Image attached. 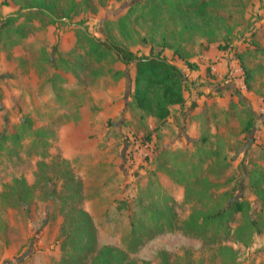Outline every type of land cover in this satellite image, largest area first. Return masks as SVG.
<instances>
[{
  "label": "rangeland",
  "instance_id": "obj_1",
  "mask_svg": "<svg viewBox=\"0 0 264 264\" xmlns=\"http://www.w3.org/2000/svg\"><path fill=\"white\" fill-rule=\"evenodd\" d=\"M178 1L56 0L50 16L0 0V264H80L64 263L73 198L100 246L139 262L264 264V0ZM93 38L182 68L172 120L155 129L135 64Z\"/></svg>",
  "mask_w": 264,
  "mask_h": 264
},
{
  "label": "trees",
  "instance_id": "obj_2",
  "mask_svg": "<svg viewBox=\"0 0 264 264\" xmlns=\"http://www.w3.org/2000/svg\"><path fill=\"white\" fill-rule=\"evenodd\" d=\"M212 1L183 0L182 2V0H179L176 3V7L180 12L192 9L197 10V12H203L211 5ZM185 5L186 7H184ZM55 6L56 0H35V3L29 8L37 7L41 12L53 16L55 14ZM21 15H24V13L9 16L5 23L10 24ZM92 41L95 43V50H100L101 47L112 48L125 64H135L133 102L139 109L158 120L159 123L155 127L156 130L161 129L172 115V106L179 105L182 107L185 104L186 96L184 92L187 85L185 73L180 66L168 59L163 50L157 51L152 47L149 54L138 55L134 51L120 45H110L108 41L94 38ZM187 63L192 68L196 66L191 61H187ZM243 68L247 70L245 65ZM246 83L249 84V79H246ZM70 182L68 189H75L73 183L75 178L73 175H71ZM77 193V190L73 191V195ZM75 202L73 198L67 205L62 225L63 244L64 247L67 245L69 247L68 257L64 260V263L73 260L74 263L86 264V260L91 254L90 264H150L148 261L139 262L130 258L125 251L118 247L111 245L100 246L93 217ZM227 208L240 212L245 209V206L243 201L234 200L231 206H227Z\"/></svg>",
  "mask_w": 264,
  "mask_h": 264
},
{
  "label": "crops",
  "instance_id": "obj_3",
  "mask_svg": "<svg viewBox=\"0 0 264 264\" xmlns=\"http://www.w3.org/2000/svg\"><path fill=\"white\" fill-rule=\"evenodd\" d=\"M174 107L178 108L180 106L179 105H175ZM178 113H180V110L178 111ZM169 120H172V117H169Z\"/></svg>",
  "mask_w": 264,
  "mask_h": 264
}]
</instances>
